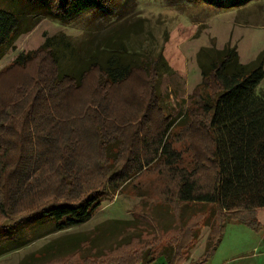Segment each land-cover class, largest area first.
Returning <instances> with one entry per match:
<instances>
[{"label": "trees", "instance_id": "obj_1", "mask_svg": "<svg viewBox=\"0 0 264 264\" xmlns=\"http://www.w3.org/2000/svg\"><path fill=\"white\" fill-rule=\"evenodd\" d=\"M111 1L8 0L6 8L0 7V61L39 17L67 22ZM247 1L213 2L230 8ZM143 27L115 26L86 41L88 46L57 33L1 69L0 228L35 219L46 229L4 242L5 232H0V256L87 222L104 198L124 188L140 192L136 178L155 164L163 181L157 198L164 199L160 205L172 208L178 221L175 228L162 230L171 229L175 243L126 252L142 238V221L114 219L111 228L101 223L91 231L51 239L32 253L31 261L60 264L86 250L82 264L86 259H95L89 264H151L158 259L182 264L198 236L196 217L208 211L202 223L210 228L207 243L194 262L202 264L216 251L228 222L259 226L258 209L264 208V92L258 87L264 79V49L243 63L236 45L201 47V82L177 118L166 113L158 88L163 54L129 45ZM16 74L19 79L12 82ZM7 79L10 89L3 95ZM134 79L144 89L122 95L116 107L113 94ZM88 81H94L93 89L81 101ZM110 235L116 239L103 245Z\"/></svg>", "mask_w": 264, "mask_h": 264}, {"label": "rangeland", "instance_id": "obj_2", "mask_svg": "<svg viewBox=\"0 0 264 264\" xmlns=\"http://www.w3.org/2000/svg\"><path fill=\"white\" fill-rule=\"evenodd\" d=\"M213 1L112 0L101 10L91 9L67 22L54 21L41 16L36 26L30 32L22 34L16 40L14 47L1 59L0 71L9 66L20 53L37 49L48 36L65 33L79 45L88 46L86 41L97 34H106L115 26L126 27L142 23V27L144 26L142 32L132 35L129 45L133 49L148 48L153 49L154 53L163 54L164 66L158 88L166 113L178 118L190 102V94L202 79L197 61V53L201 47L223 48L226 43L236 45L240 61L243 63L254 59L264 49V0H248L242 5L230 8L216 5ZM7 3L8 0H0V7L6 8ZM140 19H143L142 22ZM10 79L15 82L19 78L16 74ZM134 80L136 81L131 80L126 84L123 92L113 94L116 107L121 103L122 95L128 96L132 91L144 89L139 79ZM9 82L10 80L7 79L2 84L1 94L8 95L6 93L10 89ZM93 84L94 81H88L81 97L79 96L82 98L81 101L87 100ZM258 89L259 92H264V79ZM122 108L119 116L123 114ZM177 130L176 128L175 131ZM176 147L181 149L183 143L178 142ZM185 156L186 160L191 159L189 153ZM136 181L143 188L140 192L133 187H127L104 198L87 222L37 238L26 246L8 252L0 257V264H44L41 261H31L35 259V256L31 255L37 253L51 239L64 233L91 231L101 223L111 228L114 219L138 218L142 221L141 230H144L142 238L135 240L131 246L127 247L126 252L142 253L148 249V246L154 249L175 243L172 230H169L171 234L168 233L169 231L162 230L175 228L177 224L173 223L178 221L174 220L177 215L172 208L170 212L164 205H160L164 203V199L157 198L156 190L163 183L159 166L152 165L150 169L142 172ZM155 202H157L156 205ZM205 213L196 217V222L200 224L198 236L193 240V246L188 253L183 256L182 259L186 260L182 264H194L205 250L210 232L209 226L202 224L209 212ZM155 217L158 222L157 220L154 222ZM257 217L259 226L243 222H228L216 251L202 264H264V208L258 209ZM7 224H10L9 221L6 222ZM4 229V227L0 228L1 233L5 232L2 242L16 237L23 238L25 235H36V232L43 231L46 227L35 219H31ZM115 239L116 235H110L103 238L101 243L109 245ZM126 252L123 251V254H127ZM86 254L85 250L81 255L71 259H62L60 264H82L84 262L82 256ZM86 260L89 261L86 264H89L95 259ZM151 264L168 263L165 259H158Z\"/></svg>", "mask_w": 264, "mask_h": 264}, {"label": "crops", "instance_id": "obj_3", "mask_svg": "<svg viewBox=\"0 0 264 264\" xmlns=\"http://www.w3.org/2000/svg\"><path fill=\"white\" fill-rule=\"evenodd\" d=\"M1 257V256H0Z\"/></svg>", "mask_w": 264, "mask_h": 264}]
</instances>
